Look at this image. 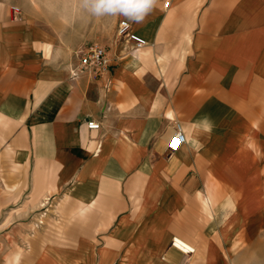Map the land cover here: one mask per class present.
<instances>
[{"label": "crops", "instance_id": "1", "mask_svg": "<svg viewBox=\"0 0 264 264\" xmlns=\"http://www.w3.org/2000/svg\"><path fill=\"white\" fill-rule=\"evenodd\" d=\"M13 1L0 0V264H139L145 246L157 264L264 261V0L115 15L145 46L116 38L108 72L75 78L76 53Z\"/></svg>", "mask_w": 264, "mask_h": 264}, {"label": "rangeland", "instance_id": "2", "mask_svg": "<svg viewBox=\"0 0 264 264\" xmlns=\"http://www.w3.org/2000/svg\"><path fill=\"white\" fill-rule=\"evenodd\" d=\"M14 6L20 8L24 19L32 27H34L33 25L39 26L49 33L42 31L46 43H49L54 49L56 44L59 49L62 51L66 49L70 54L76 53L77 55L78 52L93 43L105 46L118 38V24L121 18L109 14L95 16L83 6L82 0H14L10 4L12 11ZM61 226L63 225L46 224V229L49 232L60 231L62 230ZM262 226L260 224L257 227L262 228ZM140 253L144 255L139 264L159 263L160 259L154 254L151 246H145ZM234 264H264V261L241 260L234 261Z\"/></svg>", "mask_w": 264, "mask_h": 264}, {"label": "built area", "instance_id": "3", "mask_svg": "<svg viewBox=\"0 0 264 264\" xmlns=\"http://www.w3.org/2000/svg\"><path fill=\"white\" fill-rule=\"evenodd\" d=\"M172 0H164V7H170ZM14 18H17L21 15V10L19 7H13ZM118 38H128L134 42V51L140 50L146 44V40L134 33L131 28V24L127 20H120L118 24ZM78 56V65L71 70V75L73 78L78 76L80 73L88 72L94 76L103 75L108 72L110 64V58L107 54V48L102 46L99 43H93L86 47L84 50L77 53ZM89 129H99L100 122L94 119L87 120L86 122ZM176 140L175 147L172 146L173 140ZM185 135L181 129L180 125H177L176 130L167 144L168 153H174L185 143ZM176 238L173 237L172 245L180 249L184 253H193L194 249H184L175 244Z\"/></svg>", "mask_w": 264, "mask_h": 264}, {"label": "clouds", "instance_id": "4", "mask_svg": "<svg viewBox=\"0 0 264 264\" xmlns=\"http://www.w3.org/2000/svg\"><path fill=\"white\" fill-rule=\"evenodd\" d=\"M82 3L95 16L123 14L139 24L154 10L157 0H82Z\"/></svg>", "mask_w": 264, "mask_h": 264}, {"label": "bare ground", "instance_id": "5", "mask_svg": "<svg viewBox=\"0 0 264 264\" xmlns=\"http://www.w3.org/2000/svg\"><path fill=\"white\" fill-rule=\"evenodd\" d=\"M42 222V221H41ZM176 238V240H179L181 243H180V247H182V248H184V249H188V248H186V247H184V242L181 240V238H179V237H175ZM189 249H192V248H189ZM192 264V263H191Z\"/></svg>", "mask_w": 264, "mask_h": 264}, {"label": "snow or ice", "instance_id": "6", "mask_svg": "<svg viewBox=\"0 0 264 264\" xmlns=\"http://www.w3.org/2000/svg\"><path fill=\"white\" fill-rule=\"evenodd\" d=\"M175 145H176V140L174 139V140H173V143H172V146L175 147ZM180 243H181V242H180L179 240H176V241H175V244H176L177 246H179Z\"/></svg>", "mask_w": 264, "mask_h": 264}]
</instances>
